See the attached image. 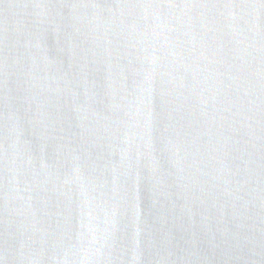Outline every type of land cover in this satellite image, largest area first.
Wrapping results in <instances>:
<instances>
[{
  "label": "water",
  "instance_id": "1",
  "mask_svg": "<svg viewBox=\"0 0 264 264\" xmlns=\"http://www.w3.org/2000/svg\"><path fill=\"white\" fill-rule=\"evenodd\" d=\"M0 264H264V0H0Z\"/></svg>",
  "mask_w": 264,
  "mask_h": 264
}]
</instances>
